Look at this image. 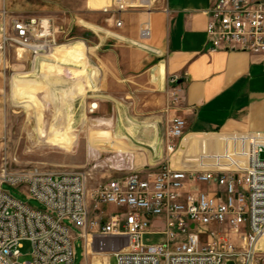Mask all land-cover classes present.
<instances>
[{"label":"built area","instance_id":"obj_1","mask_svg":"<svg viewBox=\"0 0 264 264\" xmlns=\"http://www.w3.org/2000/svg\"><path fill=\"white\" fill-rule=\"evenodd\" d=\"M155 2L107 0L101 9L118 15L155 9ZM208 14L207 40L212 50L264 54V0H215ZM11 21L12 32H3V43L34 53L47 48V41L38 40L51 35L50 20L15 17ZM121 23L116 20L118 26ZM141 33L147 37L149 29L142 28ZM97 108L98 102L90 103L91 112ZM185 127L180 117L168 127L170 154L176 153ZM226 137L241 142L244 166L214 164L230 155L219 156L214 150L205 169L175 167L171 157L157 170L151 165L136 169L131 154L119 153L115 169L127 172L94 189L92 204L83 171L1 173L0 264H74L72 226L92 250L115 256L114 263L106 264H255L264 236V131ZM4 184L22 188L44 208L15 198ZM201 184L207 188H200ZM154 218H162L164 228H153ZM210 226L214 233L203 242L201 237ZM150 235L161 238L152 241ZM25 240L31 243V258L21 260Z\"/></svg>","mask_w":264,"mask_h":264},{"label":"crops","instance_id":"obj_2","mask_svg":"<svg viewBox=\"0 0 264 264\" xmlns=\"http://www.w3.org/2000/svg\"><path fill=\"white\" fill-rule=\"evenodd\" d=\"M106 2L39 0L28 6L37 18H59L67 30L79 26L83 31L82 41L97 73L88 97L99 101L100 114L129 121L119 128L130 135L134 150L120 154H131L140 169L167 157L175 163V154L189 146L209 145L219 156L230 154L214 164L244 166L241 142L226 135L264 131V54L210 48L208 10L215 0H156L155 9L118 15L102 11ZM117 19L122 22L119 26ZM145 27L147 37L141 33ZM123 102H129V114ZM176 117L183 118L186 127L183 145L173 155L167 150L166 136ZM179 164L185 166L183 161ZM157 224L164 220L154 218L152 225ZM73 227L74 239L83 240L80 264L110 262L107 254L100 258L103 253L87 246L81 231L76 233Z\"/></svg>","mask_w":264,"mask_h":264},{"label":"rangeland","instance_id":"obj_3","mask_svg":"<svg viewBox=\"0 0 264 264\" xmlns=\"http://www.w3.org/2000/svg\"><path fill=\"white\" fill-rule=\"evenodd\" d=\"M34 2L39 0H0V174H24L32 170L83 171L87 199L92 204L90 193L94 189L108 178L127 172L115 168L120 152L134 150L130 135L119 128L129 121L122 122L119 116L112 114H100L99 101L97 110H89L92 100L88 94L97 73L89 60L87 44L82 41L83 31L79 26L67 30L62 20L52 18L51 35L38 40L39 43L47 41V48L38 53L17 44L3 43V32H12V18L37 17L28 6ZM56 14L60 16V12ZM128 103L123 102L127 114L130 110ZM178 141L177 151L182 147L184 137ZM200 147L189 146L180 155L176 151L172 165L209 168L214 147ZM180 161L185 162L184 167ZM163 162L155 165V170ZM199 187L207 188V184ZM3 188L33 207L44 208L38 199L30 197L22 188L10 184H4ZM95 213L97 211L90 217ZM153 227L164 228V224ZM73 230L78 233L77 228L73 227ZM213 233L214 226H210L202 235V241L210 240ZM160 238L154 235L151 240L159 241ZM263 242L258 245L255 264H264ZM74 245V264H80L82 238L76 237ZM31 249V243L23 241L20 259H30ZM107 255L114 263L115 256Z\"/></svg>","mask_w":264,"mask_h":264},{"label":"bare ground","instance_id":"obj_4","mask_svg":"<svg viewBox=\"0 0 264 264\" xmlns=\"http://www.w3.org/2000/svg\"><path fill=\"white\" fill-rule=\"evenodd\" d=\"M53 54V53H52ZM52 60V59H51ZM54 62H55V60H54ZM79 90H80V88H79ZM76 93H77V91H76ZM78 94V93H77ZM70 97H73V95L72 96H70ZM127 120V119H126ZM50 136V135H49ZM175 158V157H174ZM174 161H175V159H174ZM264 241V240H263ZM261 242V241H260ZM264 243V242H263Z\"/></svg>","mask_w":264,"mask_h":264},{"label":"water","instance_id":"obj_5","mask_svg":"<svg viewBox=\"0 0 264 264\" xmlns=\"http://www.w3.org/2000/svg\"><path fill=\"white\" fill-rule=\"evenodd\" d=\"M228 264H233V262L230 261V262H228Z\"/></svg>","mask_w":264,"mask_h":264}]
</instances>
